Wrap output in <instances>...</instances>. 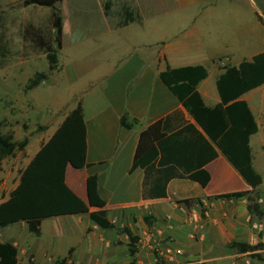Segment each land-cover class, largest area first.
I'll use <instances>...</instances> for the list:
<instances>
[{
    "label": "crops",
    "instance_id": "crops-1",
    "mask_svg": "<svg viewBox=\"0 0 264 264\" xmlns=\"http://www.w3.org/2000/svg\"><path fill=\"white\" fill-rule=\"evenodd\" d=\"M112 1L114 8L115 0ZM166 1L153 0L155 5H150L148 0H122L120 12L126 6L135 10L141 19L124 28H117L118 19L109 25L113 32L127 31L134 34V30L137 31L139 27L163 21L171 12L175 16V32L157 44L160 46L153 59L154 64L150 65L147 60L145 63L141 62L142 65L135 68L134 73L131 67H127L126 75L122 74V71L126 73L125 70L120 71L121 74L117 73L116 78L109 83V102H102L100 109H97L98 101H85L87 91L82 92L74 106L80 102L83 108L88 167L75 170L68 166L64 183L30 193H38L44 197L40 211L23 222L25 232L31 236L27 231L26 221L41 220V234L39 237L32 235L35 241L31 245L26 243L27 249L20 250L13 239L1 241L6 231L0 233V243H10L17 248L18 264H27L30 257L38 264L52 261L55 263L59 258L52 255L57 250L54 240L69 236L78 239L68 248L64 257H68L72 250L71 264H89L92 255L102 257L104 261L114 260L117 258L114 242L119 238L127 247L128 238L125 235H118L115 231H103L89 220L88 215L96 210L89 206L87 200L86 180L89 176H96L98 192L106 202L108 218L117 228L127 227L135 235L142 233L147 239L171 236L176 240L177 244H167L163 248L171 247L184 252L183 247L178 245L181 241L178 237L183 234L186 236L187 245L190 244L189 230L187 233L182 231V214L178 212L177 202L193 199H199L197 206L201 205L206 209L207 223L205 243L196 242L192 248L195 253L210 254L214 257L212 262L223 261V258L216 256L224 254L223 250L231 242L251 244L256 239L247 223L251 216L247 210V199L215 198L219 195L252 191L219 150H216L217 158L206 166L210 174L207 187L202 188L191 181L175 179L168 184L167 197L164 199L143 200V171L136 169L129 174L141 131L175 112L183 114L187 121L193 122L161 82V72L168 67L176 69L203 66L208 75L196 89L205 106L213 108L220 103L216 81L223 73V68L238 67L242 62L252 61L255 56L264 53V0H171L172 11ZM98 10L104 19H108L103 15V5ZM143 47L151 45L133 44L131 54ZM211 68L216 71L212 82L214 89L208 87L212 81ZM241 100L247 103L258 126V132L250 138L249 146L252 165L261 175L264 173V85L246 93ZM123 117L135 119L138 123L129 130L124 129L120 126ZM258 188L253 192H257ZM0 203L2 204L1 200ZM261 208L264 209V205ZM182 210L184 209L181 208ZM145 217L150 218L151 227L145 224ZM3 218L4 216L0 217V222ZM6 230L9 231L8 228ZM45 233L49 240H41ZM230 251L234 256H242L235 250Z\"/></svg>",
    "mask_w": 264,
    "mask_h": 264
},
{
    "label": "trees",
    "instance_id": "trees-1",
    "mask_svg": "<svg viewBox=\"0 0 264 264\" xmlns=\"http://www.w3.org/2000/svg\"><path fill=\"white\" fill-rule=\"evenodd\" d=\"M63 0H23V7H41L50 11L49 29L44 31L34 25H27L22 32L23 41L35 51L46 56L48 71L58 66V51L62 49L63 18L58 5ZM113 1L103 4V15L111 17ZM139 14L126 6L121 8L117 28H124L139 21ZM9 50L4 41L0 42V67L6 64ZM203 66H188L176 69L169 67L159 74L168 91L178 100L193 122L183 114L175 112L154 122L140 132L129 174L136 169L143 171L142 199L156 200L167 197V186L175 179L188 180L202 188L210 182L206 166L217 158L219 150L238 172L251 192H239L216 196V199L246 198L250 215L262 219L264 209L257 203L259 197L253 192L263 183V177L252 165L250 138L258 132V126L247 103L241 100L246 93L264 85V53L252 61L242 62L238 67L225 66L216 81L220 103L213 108L205 106L197 91L199 83L207 78ZM48 73H38L28 80L25 91H31L48 80ZM138 121L122 118L120 126L131 129ZM86 126L83 108L78 102L63 120L52 137L41 146L27 167L21 172L17 186L10 192L13 200L17 197L64 183L68 166L75 170L85 169ZM27 140L14 142L11 134H0V166L4 159L22 151ZM88 204L96 210L88 215L89 220L103 231H115L128 238L127 250L134 258L138 254L140 237L129 228H117L108 218L106 202L100 197L96 176L86 180ZM190 201H184L188 204ZM5 220V219H3ZM144 222L151 227L149 217ZM27 231L39 237L41 220L26 221ZM228 248L238 254H248L261 260L258 251L261 245L252 246L243 242H231ZM68 257L58 259L54 264H71ZM0 264H18V250L10 243H0ZM132 264V263H130Z\"/></svg>",
    "mask_w": 264,
    "mask_h": 264
},
{
    "label": "rangeland",
    "instance_id": "rangeland-1",
    "mask_svg": "<svg viewBox=\"0 0 264 264\" xmlns=\"http://www.w3.org/2000/svg\"><path fill=\"white\" fill-rule=\"evenodd\" d=\"M22 1L0 0V42L2 39L9 50L6 64L0 67V134H11L14 142L17 143L27 140V145L22 151H16L12 157L4 159L0 166V200L2 202L0 217L4 216L3 219H5L0 222V233L6 231L1 241L7 238L13 239L18 243L20 250L27 249L26 243L31 245L35 241L32 235L25 232L23 222L40 211L44 197L37 193L13 200L10 198L9 194L17 186L21 172L41 146L52 137L66 113L75 107L82 92L87 91L88 96L85 101L87 99L98 101L97 109H100L102 102H109L107 96V93L111 94L109 83L116 78L117 73L121 74L120 71L125 70L126 73L122 71V74L126 75L127 67H131L134 73L136 72L134 69L147 60L150 61V65L154 64L153 59L160 46L157 44L168 39L175 32V16L172 12L161 22L155 21L139 27L137 31L134 30V34L127 31L113 32L109 25L119 19L122 0H115L111 19H104L98 10L105 0H63L58 5L63 18L62 49L58 51L56 70L49 72L46 56L24 42L22 32L27 25H34L44 31L48 30L50 11L41 7H23ZM148 1L150 5L152 3L155 5L153 0ZM166 5L170 6L171 11L173 10L171 0H167ZM133 44H148L151 47H143L131 54ZM38 73H48V80L31 91H25L28 80ZM215 74L216 71L211 68L212 81L208 87L212 89H214L212 82ZM261 175L263 183L255 195L264 200V173ZM189 184L193 185V183ZM199 203V199H193L188 204L184 201L177 202L178 212L182 214L180 220L182 231L187 233L189 230L190 244L187 245L185 234L181 235L183 237H178L182 243L178 242V245L183 247L185 253L183 252L182 257L171 264H264L263 245L259 250L262 251L261 260L251 258L248 254L234 256L228 247L223 250L224 254L216 256V258H223V261L212 262L214 257L210 254L195 253L192 248L196 242L205 243L207 224L206 209L201 205L197 206ZM181 208L184 210L181 211ZM194 213L198 216L197 222L192 220ZM7 228L9 231L6 230ZM139 236H141L138 245L139 253L134 259H130L126 245L119 238L114 242L116 249L114 253L117 258L104 261L102 257L92 255L89 264L96 262L100 264L104 262L168 264L160 258L158 252L167 244H177L173 237L147 239L142 233H139ZM44 239L49 240L46 233L41 240ZM77 241V238L71 236L54 240L57 250L52 254L53 257L63 259L68 248ZM116 242L118 245H115ZM103 251H105L104 248ZM27 264L38 263L30 257Z\"/></svg>",
    "mask_w": 264,
    "mask_h": 264
},
{
    "label": "built area",
    "instance_id": "built-area-1",
    "mask_svg": "<svg viewBox=\"0 0 264 264\" xmlns=\"http://www.w3.org/2000/svg\"><path fill=\"white\" fill-rule=\"evenodd\" d=\"M257 203L262 207L264 205V200L262 198H259L257 200ZM192 220L197 222L198 221V216L197 214H193ZM249 224L250 228L254 232L256 239L251 242L250 245L252 246H257L263 245V250H264V217L260 219L259 217L255 215H251L247 221ZM183 252L180 249L176 248H171V247H166L162 248L159 252L158 255L160 258L166 262V263H173L175 259L178 257H181Z\"/></svg>",
    "mask_w": 264,
    "mask_h": 264
}]
</instances>
